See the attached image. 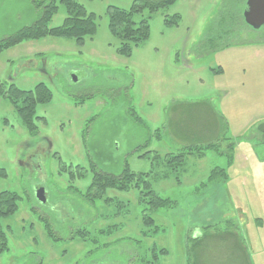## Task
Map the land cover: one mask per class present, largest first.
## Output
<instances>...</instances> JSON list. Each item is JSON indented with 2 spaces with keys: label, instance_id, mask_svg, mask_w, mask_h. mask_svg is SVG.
<instances>
[{
  "label": "rangeland",
  "instance_id": "374dc122",
  "mask_svg": "<svg viewBox=\"0 0 264 264\" xmlns=\"http://www.w3.org/2000/svg\"><path fill=\"white\" fill-rule=\"evenodd\" d=\"M38 1L0 0V40L41 17ZM132 1L76 0L95 15L92 36L0 52L1 83L21 91L43 83L52 93L36 108L35 136L0 94V192L19 197L17 212L0 219V264H264V26L244 22L247 0H175L151 15L148 38L126 57L107 11ZM52 4L48 27H60L65 7ZM173 16L177 25H166ZM46 142L49 151L38 150ZM183 149L203 152L186 153L160 180L163 156ZM124 165L150 173L173 204L140 203L134 189L80 196L93 193L95 171L116 175ZM215 167L223 174L212 175Z\"/></svg>",
  "mask_w": 264,
  "mask_h": 264
},
{
  "label": "trees",
  "instance_id": "16d2710c",
  "mask_svg": "<svg viewBox=\"0 0 264 264\" xmlns=\"http://www.w3.org/2000/svg\"><path fill=\"white\" fill-rule=\"evenodd\" d=\"M46 2V0L38 1L35 5L36 8L41 11V17L34 24L17 31L3 40H0V52L14 47L22 42L41 39L46 36L70 39L81 43L85 37L92 36L95 33V15L92 13L87 14L84 7L77 3L76 0H62L67 17L60 27L49 28L48 23L56 12L57 7L52 4L54 0ZM174 2L175 0H133L128 11L115 7H109L107 11L108 29L110 34L116 37L120 42L117 49L118 54L126 57L130 56L132 48L137 47L148 38V19L151 15L157 13L161 8L172 5ZM145 11L148 17L142 18L137 24L134 23L133 16L142 14ZM173 18L174 19L171 20L165 19V24L177 25L179 17L173 16ZM0 94L4 97H6V95L8 96L10 103L17 110L28 132L35 136L33 133L35 131L37 132V127L34 124L36 108L38 105H47L51 102L52 93L50 89L45 84L40 83L32 91H21L18 90L14 84L0 82ZM40 120L43 119L40 118ZM133 122L138 126L136 118ZM147 144L148 142H146L143 147ZM208 146L215 147L214 145ZM193 150L194 149H191L189 151L192 152ZM187 151V149H183L163 156L166 158L168 170L166 175L162 176L160 180L170 179V168L176 163H181L182 160L185 159L186 153L187 155H190V152ZM201 152L203 151L197 150V152L193 151L192 153H197L201 156ZM155 154L156 156L151 158L153 165L156 160L159 161L160 159V155L157 153ZM228 156L230 157L231 154ZM142 157L147 158L146 154ZM81 170L82 169L80 167L76 168V173L79 177L83 174ZM171 170L172 172H175V167ZM211 172L212 175H216L217 173L221 175L224 170L215 167ZM149 176L150 173L133 172L127 167V165H124L121 172L116 175L95 171L87 189L88 192H93V195L87 194V196H85V194H80V196L85 199V201H88L90 200V197L92 200L99 199L110 190L128 192L129 190L134 189L139 192L140 203L144 202L149 206L152 205L154 208L167 207L169 205L171 206L173 203L169 198H162L153 190L151 183L147 180V177ZM5 177L6 172L0 169V178ZM69 177L73 180L74 174L70 173ZM18 200L19 197L14 192H0V219L14 215L17 212ZM106 200L112 201L109 198ZM6 251L7 236L0 225V254Z\"/></svg>",
  "mask_w": 264,
  "mask_h": 264
},
{
  "label": "water",
  "instance_id": "95a60500",
  "mask_svg": "<svg viewBox=\"0 0 264 264\" xmlns=\"http://www.w3.org/2000/svg\"><path fill=\"white\" fill-rule=\"evenodd\" d=\"M243 18L244 22L253 29L264 26V0H247ZM43 192L42 188L36 191V197L42 203L45 202Z\"/></svg>",
  "mask_w": 264,
  "mask_h": 264
},
{
  "label": "flooded vegetation",
  "instance_id": "af4514ba",
  "mask_svg": "<svg viewBox=\"0 0 264 264\" xmlns=\"http://www.w3.org/2000/svg\"><path fill=\"white\" fill-rule=\"evenodd\" d=\"M44 148V149H43ZM42 148V146H40L39 148H38V150H43L44 152L46 151L47 152V150L49 151V149H50V144L48 143V142H46V148L45 147H43ZM40 150V151H41ZM27 160L29 161V166H30V168H36V169H38V164H33V165H31V162H32V157L31 156H27ZM43 195H44V192H43Z\"/></svg>",
  "mask_w": 264,
  "mask_h": 264
},
{
  "label": "crops",
  "instance_id": "0c3cea01",
  "mask_svg": "<svg viewBox=\"0 0 264 264\" xmlns=\"http://www.w3.org/2000/svg\"><path fill=\"white\" fill-rule=\"evenodd\" d=\"M73 232H78V231H75V230H73ZM73 234V233H72ZM75 234V233H74Z\"/></svg>",
  "mask_w": 264,
  "mask_h": 264
}]
</instances>
